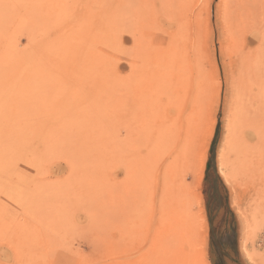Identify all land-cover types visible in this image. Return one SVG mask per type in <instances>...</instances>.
I'll use <instances>...</instances> for the list:
<instances>
[{
    "label": "rangeland",
    "instance_id": "rangeland-1",
    "mask_svg": "<svg viewBox=\"0 0 264 264\" xmlns=\"http://www.w3.org/2000/svg\"><path fill=\"white\" fill-rule=\"evenodd\" d=\"M175 192L204 243L191 262ZM55 249L264 264V0H0V264Z\"/></svg>",
    "mask_w": 264,
    "mask_h": 264
},
{
    "label": "bare ground",
    "instance_id": "bare-ground-1",
    "mask_svg": "<svg viewBox=\"0 0 264 264\" xmlns=\"http://www.w3.org/2000/svg\"><path fill=\"white\" fill-rule=\"evenodd\" d=\"M166 87H167V84H166ZM176 101H177L176 102L177 105L171 106V107H173L171 112H169L171 114L167 113L166 120H165V126H166V128L173 129L172 132L174 134H176L178 137L182 138L184 135H186L184 133H186L185 127L187 126L188 121L186 119H183L182 111H180V107H179V99L176 98ZM230 149L232 150V145L230 146ZM244 150L236 151V154L234 153V155L236 156L234 159V161L236 163V168H238V170L240 172L242 171V169L243 170L245 169V168H242V160L241 159H243V160L247 159L246 156H250L253 159L251 151H248V154H247V151L245 152ZM252 159L250 161V164H253ZM248 167H249V165H248ZM253 168L254 167H251L249 169H251V171H254L255 169H253ZM238 170H236V171H238ZM172 174L174 175L175 173L173 172ZM227 175H228V177H227ZM222 176L225 179H227L228 181H229V178H231L228 173L226 174V172L224 174L222 173ZM173 197H174L175 203L173 205L172 210L170 211V214H171V220L174 222L173 223L174 229L176 230L175 231L176 232L175 242L177 241L178 244L180 245V246L176 245V248H177L178 252H179V250H181L180 252H184L183 256H185L186 262L187 261L191 262L192 257H194V259H196L195 258V252H196L195 247L200 246L202 248L204 246V243H202L203 239L201 237H198V240H197V238L195 237V233H196L195 227L193 224H191L192 215L190 214V218H188L189 217L188 209H186L187 210L186 213L183 211L184 209H182V204L187 206L186 204L182 203V201H183L182 198H184V197H181L179 192H175ZM185 206H183V207L188 208ZM169 238H171V237H169ZM172 239H174V237Z\"/></svg>",
    "mask_w": 264,
    "mask_h": 264
},
{
    "label": "snow or ice",
    "instance_id": "snow-or-ice-1",
    "mask_svg": "<svg viewBox=\"0 0 264 264\" xmlns=\"http://www.w3.org/2000/svg\"><path fill=\"white\" fill-rule=\"evenodd\" d=\"M219 131H220V124L218 121L214 128V135L218 136ZM215 142H216L215 139H212L210 141V146L212 148L215 147ZM64 256H65V252L63 249H55L52 253V264H65V261L63 259Z\"/></svg>",
    "mask_w": 264,
    "mask_h": 264
}]
</instances>
